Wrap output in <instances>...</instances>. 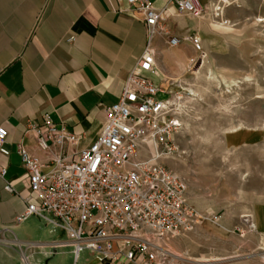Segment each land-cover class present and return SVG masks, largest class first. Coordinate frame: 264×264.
Here are the masks:
<instances>
[{
	"label": "crops",
	"instance_id": "1",
	"mask_svg": "<svg viewBox=\"0 0 264 264\" xmlns=\"http://www.w3.org/2000/svg\"><path fill=\"white\" fill-rule=\"evenodd\" d=\"M149 1L174 14L171 0ZM196 1L203 19L173 15L178 34V27L189 22L212 26L204 17L223 15L229 7L224 0ZM146 42L145 22L126 1L0 0V126L7 131L3 145L7 154L0 151V264H132L124 257L101 261L89 250L80 252L75 260L74 246L64 230L34 215L16 221L32 196L18 147L22 144L46 161V171L53 164L50 159L76 158L75 150L97 138L106 108L118 101ZM155 49L158 57L152 77L163 85L170 57L182 59L187 48L182 44L170 50L157 37ZM45 114L79 135V142L68 149L53 147L42 152L28 123L40 122ZM225 141L229 149H240L243 154L249 148L264 147V129L245 127ZM257 198L247 213H222L214 223L228 231L238 228L236 217L241 220L249 215L256 232L263 236L264 191ZM201 216L202 221L208 220Z\"/></svg>",
	"mask_w": 264,
	"mask_h": 264
},
{
	"label": "built area",
	"instance_id": "2",
	"mask_svg": "<svg viewBox=\"0 0 264 264\" xmlns=\"http://www.w3.org/2000/svg\"><path fill=\"white\" fill-rule=\"evenodd\" d=\"M117 1H126L145 22L143 55L118 101L106 108L97 138L75 150L76 158L50 159L53 164L46 171V161L19 145L32 196L16 221L34 215L64 230L74 246L75 260L89 250L101 261L124 257L132 264H177L171 241L191 231L202 216L187 201L186 182L160 161L177 151L173 136L181 122L173 115L170 98H156L166 91L152 77L158 57L155 40L162 38L168 48L180 46L185 38L173 29V15L196 17L201 11L196 0H171L174 14L166 7L155 8L149 0ZM186 39L193 49L203 51L200 35ZM28 126L44 153L53 147L68 149L80 139L49 114ZM6 136L0 126V151L7 154Z\"/></svg>",
	"mask_w": 264,
	"mask_h": 264
},
{
	"label": "rangeland",
	"instance_id": "3",
	"mask_svg": "<svg viewBox=\"0 0 264 264\" xmlns=\"http://www.w3.org/2000/svg\"><path fill=\"white\" fill-rule=\"evenodd\" d=\"M224 3L223 15L204 17L212 26L178 27L186 55L170 57L166 92L156 96L170 98L181 122L177 151L160 161L186 182L188 203L208 218L171 241L177 264H264V235L252 216L236 217L238 228L228 231L213 219L247 213L264 191V147L242 154L225 141L245 127L264 129V0ZM192 34L201 36L202 52L186 39Z\"/></svg>",
	"mask_w": 264,
	"mask_h": 264
},
{
	"label": "bare ground",
	"instance_id": "4",
	"mask_svg": "<svg viewBox=\"0 0 264 264\" xmlns=\"http://www.w3.org/2000/svg\"><path fill=\"white\" fill-rule=\"evenodd\" d=\"M198 261H203V260H198ZM197 262V261H196Z\"/></svg>",
	"mask_w": 264,
	"mask_h": 264
}]
</instances>
